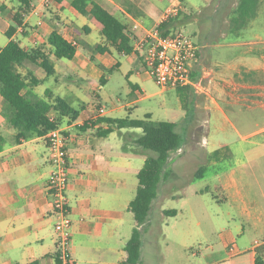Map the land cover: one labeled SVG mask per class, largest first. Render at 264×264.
<instances>
[{"label":"crops","instance_id":"0c3cea01","mask_svg":"<svg viewBox=\"0 0 264 264\" xmlns=\"http://www.w3.org/2000/svg\"><path fill=\"white\" fill-rule=\"evenodd\" d=\"M39 1H32V9L24 16L22 25L17 27L12 38H8L7 32L14 24L13 17L21 13L22 8L18 0H0V37L2 35L7 37L3 43H0V47L4 48L14 40L27 51L38 50L44 54L53 67L52 75H47L43 68L31 62L25 63L19 70L24 77L31 79L34 76L40 81L39 85L30 88L33 99L37 95L54 103L56 98H61L72 108L80 110L78 119L62 117L60 121V129L64 132L67 141L69 161L67 195L73 220L72 254L77 264H120L127 258L126 246L136 228L135 218L129 211V206L139 187L137 175L146 160L154 157L155 153L136 147L135 141L141 136V129L117 130L109 120L129 118L128 115L119 116L123 111L131 114L132 109L138 107L137 103L155 96L146 93L147 81L152 77L145 69L142 54L136 51V44L143 36L144 28H152L161 23L162 14L158 15V12L160 9H162L161 13L164 12L171 1L135 0L140 3L136 2L138 12H144L143 18L136 17L137 14L129 11L125 6V0H104L106 7L117 14L118 19L129 27L134 53L119 54V57L125 56L127 61L133 64L127 73L129 89L126 93L128 97L137 99L123 103L120 98L109 101L93 93L98 100L95 109H90L78 97L79 92L74 86L75 83H72L73 79H81L86 83L88 80L85 76L97 78L101 84L100 90L103 91L112 82L114 74L122 70L123 63L115 56L117 52L111 47L110 52L94 54L97 45L108 46V44L90 17L80 14L72 7V0L55 2L50 7H42ZM146 3L151 5L150 12L141 7V4ZM108 12L113 14L111 11ZM40 21L43 23L41 26L38 25ZM138 21L144 28L134 31L132 27ZM191 24L194 23L191 21ZM248 28L258 30L254 43H250L247 50L244 49L245 43L239 41L233 44L231 58L215 65H221L222 69L218 72L221 79H237L242 98L260 105L259 99L264 97V85L255 81L254 77L264 76V47L260 45L264 42V0L261 1L257 16ZM173 30L174 28L171 27L170 32ZM54 31L68 42L77 43V55L73 60H69L76 65L75 69L65 62L58 61L59 59L54 56L53 48L48 43V38ZM199 37V41L196 42L199 46L198 56L190 67L197 85L186 91V97H190L187 105L192 103L198 116L203 118V51L207 47V45L203 46L206 41L203 30ZM84 47L88 51V55L85 54L87 58L84 56V60L78 62L80 50ZM93 61L99 62L102 70L109 72V75L106 76L103 71L99 73L97 68H93ZM57 64L70 69V77H65L64 80ZM198 79L200 81L196 82ZM47 82L51 83L52 87L47 88L43 94L40 87ZM73 102L78 104V108L74 107ZM210 102L222 112L215 98L210 97ZM179 103V109L184 111L181 97ZM101 106L106 107L107 112L104 116L98 117L97 111ZM11 113L10 107L0 94V134L4 139L0 149V264L33 262L58 264L55 231L57 217L53 212L52 197L47 186L52 169L47 143L44 137L18 139L19 130L9 123ZM55 113L51 112L50 115L58 117ZM185 121L188 119L186 118ZM189 123L185 143L182 148L171 153L148 222L140 228L143 235L141 254L142 250H160V242L176 240L174 239L176 233L178 236L182 234L188 238L179 245L183 248L187 262L217 264L263 244L264 206L260 198L264 199V193H259L261 189L256 191L247 171H239L231 167L217 172V168L225 159L235 157L232 148L227 144L219 145L218 149L215 147L211 153H207L209 155L207 171H214L211 175L202 173L199 178L196 177L203 166L191 171L180 168V164L185 160H191L193 165L202 164L203 149L208 144L207 138L200 132L199 118L192 119ZM263 131L264 129L253 134L259 135ZM256 145L264 150V143ZM224 149L228 151L226 158L222 154ZM217 150H221V154L216 159L212 155ZM261 156H264L263 152L256 154L252 161ZM214 178L217 179L218 184H214L213 187L200 186L192 193L184 189L179 194L172 192L161 194V191L169 186L183 184L182 187H185V182L190 181L188 187H191L202 183L203 180ZM216 192H220L223 196L220 197ZM204 194L212 195L214 203L226 202L231 207V211H228L225 217L226 227L218 225L219 215L216 218L211 217L210 237L215 241L210 240L204 221L197 219L192 208L193 204L203 201ZM165 199L179 202L180 206H187L192 220L185 216L184 219L188 220L179 222L177 210L175 216H166L164 212L173 209H165L161 205ZM194 230L196 236L192 237ZM246 236L250 239L239 244V239L243 240ZM202 238L203 244H207L206 247L194 251L197 242L202 245ZM188 250H191V255L188 254Z\"/></svg>","mask_w":264,"mask_h":264},{"label":"rangeland","instance_id":"374dc122","mask_svg":"<svg viewBox=\"0 0 264 264\" xmlns=\"http://www.w3.org/2000/svg\"><path fill=\"white\" fill-rule=\"evenodd\" d=\"M100 4L107 11L112 10L107 8L104 4V0H92ZM182 4V10L176 18H173L171 27L175 30H181L186 34L191 35L196 42L199 41V34L203 30V37H205V44L207 45L203 51V118L198 116V112L195 109V106L191 103L188 104L184 111L179 109L180 103V93L177 88H167L163 89L156 80L150 79L147 81V94H155L151 99L141 101L137 103L138 107L132 109V113L128 114L126 111L119 117L130 116V119H145L148 115L156 122L160 121H170L177 124L179 131L183 134L182 141L185 143V135L188 133L189 121L199 118L200 120V132L203 133L204 137L207 138L208 144L204 146L203 149V162L202 164L193 165L192 161H184L180 164V168L191 171L194 168L201 166L206 167L204 172L207 175H211L214 171H207V166L209 165V155L208 152H212L215 147L219 148V145H229L232 148V151L235 153V157L225 159L221 165L217 168V172H222L231 167L235 169L247 171L248 177L252 185L255 186L256 191L261 189L259 193H264V156L258 157L255 161H252L256 154L264 153V150L257 147V143H264V131L262 134L256 135L255 132L261 131L264 129V97L260 98V105H255L251 100H246L242 98L241 90L237 86V79L224 78L221 79L218 76V72L222 69L220 66L215 65L220 61H227L228 58H231L233 52V44L237 42L245 43L244 49L247 50L250 46V43H254L255 35L258 30L255 28H246L242 30L240 35L232 34L229 32L230 19L233 16V11L235 10L238 0H177ZM125 6L129 8L133 14H137L136 17H145L142 13L138 12V6H136L137 1L125 0ZM226 2L229 6L222 11V3ZM139 3V2H137ZM140 4V3H139ZM162 4V3H161ZM141 7L150 12L151 5L148 3L141 4ZM162 9L159 10L158 15L161 13ZM117 18L119 16L114 14ZM192 23L194 24H191ZM155 27V26H153ZM0 43H3L7 39L6 36L0 37ZM264 47V42L260 43ZM87 49L84 47L80 50L78 62L84 60L86 57ZM86 54V55H85ZM94 54H97L94 51ZM116 57H119V53L115 54ZM87 58V57H86ZM119 59L123 63V68L121 71H117L114 74L112 82L108 85L103 91L100 90L101 84L97 78L86 77L85 79L88 82H83L81 79H73L72 82L75 88L79 92L78 97L81 98L82 102L87 106L96 108L98 100L95 99L93 93L99 94L103 99H108L109 101H115L120 98L123 103H128L136 100L135 97H128L127 91L129 89L128 84V75L130 67H133L132 63H129L125 56H120ZM58 61L65 62L68 66H71L75 69V64L66 59H59ZM93 68L99 73L102 70V66L99 62L93 61ZM59 71L62 73V76L65 80V77H70V69L62 64H57ZM220 69V70H219ZM23 71V69H21ZM44 72V70H42ZM191 72V70H190ZM106 76L109 75V72L103 71ZM67 75V76H66ZM192 84L190 87H195L197 83L194 82L192 77ZM254 80L264 85V76L256 75ZM69 81V80H67ZM198 79L196 82H199ZM52 84L47 82L44 86L40 87V90L43 91V94L47 88H51ZM54 90V88H52ZM208 92V93H207ZM207 93V94H206ZM264 93V91H263ZM227 96V97H226ZM111 97V98H110ZM210 97L216 99L217 103L222 108L220 112L215 105L210 102ZM35 100H42L43 98L38 97L37 95L34 98ZM187 103L190 101V97L187 98ZM70 101V100H69ZM82 102H79L82 104ZM74 103V107L78 108V104ZM54 113V111H53ZM56 114V113H55ZM188 121H185V119ZM246 137V138H244ZM131 141V140H129ZM226 151V149H224ZM223 150V155L226 158L228 151ZM186 152L188 148L186 147ZM207 154H205V153ZM237 153V154H236ZM190 181L185 182V187L173 185L169 186L161 191V194H166L168 192L179 194L185 190L189 193H192L195 188L200 186L206 187L210 185L211 187L217 183V179H207L203 180L202 183L188 187ZM217 195L223 196L220 192H216ZM220 196V197H221ZM263 206L264 199L260 198ZM212 195H203V201L201 203L193 204V211L197 219L204 221L205 228L208 231L207 234L209 237L212 232V223L211 217L216 218L219 215L218 225L221 227H226V215L228 211H231V207L226 202L220 204L214 203ZM204 203V205H203ZM165 209H173L179 212V222L187 221L184 219L185 216L188 218L191 217V213L187 206H180L179 202H174L169 199H165L161 204ZM207 206V208H205ZM190 208V210L192 209ZM183 218V219H182ZM196 219V220H197ZM192 220L191 218L189 219ZM195 230L192 235L194 237ZM174 241L169 240L164 242L163 240L159 244L160 250H142V259L140 264H191L187 262L185 255L183 253V248H181L180 242L185 241L187 236L182 234L178 236L174 234ZM196 236V235H195ZM183 237V238H182ZM211 238V237H210ZM188 239V238H187ZM250 238L246 236L243 240L239 239V244L242 242L248 241ZM215 241L214 238L210 239ZM194 247L199 251L198 248L206 247L207 244L196 243ZM191 255V250L187 251Z\"/></svg>","mask_w":264,"mask_h":264},{"label":"trees","instance_id":"16d2710c","mask_svg":"<svg viewBox=\"0 0 264 264\" xmlns=\"http://www.w3.org/2000/svg\"><path fill=\"white\" fill-rule=\"evenodd\" d=\"M18 1L22 8L21 13L14 15V24L7 32L8 38H12L17 27L22 25V20L31 11V3L34 0ZM55 1L60 3L63 0ZM170 1L172 2L173 0ZM261 1L238 0L233 16L230 19L229 32L237 34L248 28L251 21L257 16ZM71 5L80 14L89 16L91 21L100 29L101 35L108 46L97 45L95 47L97 53L110 52V47L122 55L134 53L133 40L129 34L127 24L92 0H72ZM221 6L222 11H224L229 4L224 2ZM172 21L174 20L160 24L159 29L163 35L170 34ZM48 43L53 48L54 56L57 59L73 60L77 55L78 46L68 42L56 31L51 33ZM27 62L43 68L47 75H52L54 72L48 58L38 50L27 51L20 46L19 42L14 40H11L4 48L0 47V94L11 109L12 113L9 117V123L13 128L19 130L18 139L45 137L51 130L60 127L62 117H71L76 120L80 114V110L72 108L61 98H56L54 103L45 99H33L30 88L39 85L40 81L34 76L28 79L20 73V68ZM177 89L180 93L183 107L186 108V91L192 89V87H178ZM53 111L59 117H55V121H52L49 116ZM109 123L114 125L117 130L125 128L141 129L142 134L135 141L136 147L155 153L154 157H149L146 160L144 167L137 175L139 187L135 198L129 206V211L133 213L135 218L136 228L133 230L126 246L127 258L120 263L140 264L143 243V235L140 228L148 222L154 202L158 196L160 182L168 167L171 153L183 146V134L179 132L176 123L170 121L156 122L151 119L150 115L141 120L123 118L109 120ZM3 143L4 139L0 134V149ZM220 154L221 150H217L212 156L217 159ZM205 171L206 167L203 166L196 177L199 178ZM176 213L175 210H166L164 212L168 217L175 216ZM217 264H264V242L254 250L240 253Z\"/></svg>","mask_w":264,"mask_h":264},{"label":"built area","instance_id":"2783aa9c","mask_svg":"<svg viewBox=\"0 0 264 264\" xmlns=\"http://www.w3.org/2000/svg\"><path fill=\"white\" fill-rule=\"evenodd\" d=\"M55 0H40L42 7H50ZM182 10V4L173 0L163 12L161 23L176 18ZM43 23L40 21L39 26ZM159 25L144 28L141 22H135L134 31L144 28L143 36L136 44V51L142 54L148 74L162 86L163 89L188 87L192 84L190 67L197 59L199 46L194 38L181 30H175L163 35ZM77 45L76 42H70ZM106 107L101 106L97 116L106 114ZM55 121L54 115H49ZM49 160L52 166L48 179V189L52 197L53 212L57 217L55 231L57 233L58 264H77L72 254L71 228L73 220L70 215L69 198V161L67 141L64 132L59 128L51 130L45 137Z\"/></svg>","mask_w":264,"mask_h":264}]
</instances>
